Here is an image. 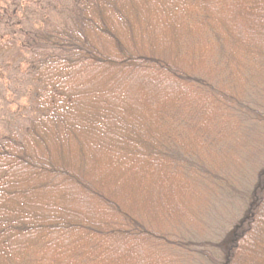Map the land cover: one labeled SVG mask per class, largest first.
Returning <instances> with one entry per match:
<instances>
[{"label":"trees","instance_id":"1","mask_svg":"<svg viewBox=\"0 0 264 264\" xmlns=\"http://www.w3.org/2000/svg\"><path fill=\"white\" fill-rule=\"evenodd\" d=\"M27 2L0 0V60L8 63L9 55L19 49L24 55L29 52L33 88V117L21 136L14 132L0 135V264H50L49 252L60 256L62 264H85L97 259L102 239L109 237L111 243L114 236L131 238L120 264H134L129 256L136 240L153 242V249L164 253L172 249L175 257L190 259L196 251L185 240L195 230L189 222L175 219L173 223L162 213L165 220L156 227L142 216L140 208L134 213L119 209L128 205L133 185L143 192L147 187L145 175L136 178L139 167L129 164L130 158H143L144 165L152 157L159 161L167 204L180 201L176 186L182 191V187L207 185L216 198L223 190L233 189L228 172L219 168L213 172L212 160L203 156L196 142L218 143L217 130L222 127L204 128L210 121L224 128L239 124L251 138L264 140V82L253 84L256 78L250 70L254 62L264 65V0H239L236 13L226 10L240 16V25L246 21L257 24L252 30L259 34L258 43L251 42L247 34L240 57L234 53L233 27L227 25V18L211 13L208 1L75 0L70 19L61 25H47L43 16L30 22ZM165 19L172 20L171 27L180 24L181 35L172 40L175 32L167 33L157 46L154 39L165 32L160 24ZM201 45L202 51L198 50ZM213 70L217 79L211 81ZM139 72L169 76L184 90L165 97L168 102L162 98L155 111L149 109L155 121L144 118L136 124L135 107L124 103V114L132 121L129 127L124 116L122 122L114 117L122 113L115 110L114 97L120 89L126 92L123 84L114 85ZM208 111L213 112L211 118ZM251 123H257L260 134L252 135ZM136 125L144 128L143 133L136 131ZM152 125L157 131L150 137L147 132ZM97 127H101L98 133ZM85 148L107 153L113 161L99 185L81 173L76 163L85 160ZM260 171L244 199L245 214L234 222L217 264H264V168ZM75 173L80 175L75 178ZM118 175L122 191L118 195H123L119 200L114 194ZM65 185H74L101 207L99 211L109 219L106 227L93 224L96 221L90 218L78 221L62 213L68 204ZM145 199V193L139 192L138 205ZM118 215L124 226L112 229ZM191 215L200 225L203 215L198 211ZM67 242L68 248L64 246ZM211 245L203 251L206 259L222 246Z\"/></svg>","mask_w":264,"mask_h":264},{"label":"rangeland","instance_id":"2","mask_svg":"<svg viewBox=\"0 0 264 264\" xmlns=\"http://www.w3.org/2000/svg\"><path fill=\"white\" fill-rule=\"evenodd\" d=\"M202 1L210 2L213 7L212 8L210 6L211 13H218L224 18H227V25H231V27H233L231 35L234 38L235 55L238 53L239 56L241 45H245L241 43L246 41L247 34L250 35L249 40L251 42L254 44L258 43L257 37L259 34L252 30V25L257 24H250V21H246L240 25V16L232 13L228 14L226 11L227 9H230L233 13H236L238 10V2L236 3V1L239 0H222V2H220V0ZM74 2L75 0H28L27 5L29 7L26 18H28L30 22L34 23L33 19L35 17L39 18V16H43V19H46L45 23H47V25H61L70 19L74 8ZM230 15H232V17ZM216 19H219L218 15ZM34 20L36 21V19ZM172 23V20L167 21V19H165L164 23H160L165 28V32H162L158 38L154 39V43L157 46L164 41V37H166L167 33L172 36L173 32H175L172 40H175L181 35L182 30L180 28V24L178 25V23H176L174 27H171ZM244 30H246L247 33H245ZM262 30L264 31V29ZM257 32L262 33V31ZM162 38L163 41L161 42L159 39ZM170 40V38L167 39V42L170 43ZM198 50L202 51V45L198 47ZM8 58L10 61L6 64H3L4 59L0 60V64L3 65L2 67L0 66V135L14 132L21 136L23 129L28 125L30 119L33 117V115H31V113L33 114V109L30 102L33 88L31 71L28 68L30 53L27 52L26 55H24L19 49V51H15L9 55ZM198 66L199 64L197 67ZM202 67H205V65L203 64ZM250 70L256 78L252 81L253 84L264 82V65L261 66V63L254 62ZM213 71H211V73L213 72L211 74V81L217 79L215 77V70ZM167 77L154 75L149 72H139V74L126 77L122 81L120 80L119 83L114 85V87L117 88V86L120 87V84H123V86H125L123 87L125 88L124 91L126 92H122L120 89L114 97L113 106H115V110H122V113L117 112L114 117L121 122L124 118L127 120V116L124 114L123 108V104L125 103L128 105L131 104V107H135L136 113L134 118L136 120V124L144 118H148V120L150 119L149 121H151V119L152 121H155L156 118L153 114L155 111L154 107L157 103L162 98H164V102H168L170 99L166 101L165 97H172L176 92L181 93V90H184L183 87L175 80L170 79L169 76ZM97 89L100 90V88ZM143 93L146 94V97ZM260 97L261 96L258 95V98ZM258 98L257 101L260 100ZM250 100L253 101L256 99L251 98ZM143 104L147 105L148 110L142 109V106H144ZM150 108L154 111L151 112V110H149ZM206 110L210 109L206 107ZM212 115V111L207 112L208 118H211ZM122 116H124V118H122ZM247 121L250 120L247 118ZM101 122L103 123V121ZM128 123L131 124L132 121L127 120V125ZM128 126L130 127V125ZM250 126L254 129L252 130V135H256L258 133L260 134L259 130L261 128L259 127L256 129L257 123H251ZM219 127L222 128L217 130L221 135L218 143L214 142L207 146V144L204 145V141L196 142L197 148L203 152V156L206 159L212 160L213 172L216 171V168L223 169L228 172L227 178L228 180H231V186L233 189H230L231 191L223 190L218 198H216V195L211 196V189L209 186L207 187V185L203 187L196 186L195 188L187 185L188 187H182V191L180 187L176 186V190L181 192L178 197L180 201L177 202L176 200H172L167 204L165 203V197L167 196L168 198V195L163 192L162 182L159 178V173L161 171L159 161L152 157L144 165L143 162H141L144 160L143 158L134 159L132 158L133 156L130 158L131 160L129 164H136L135 166L139 167L136 169V178L138 179L139 177L145 175V178L147 179V187L146 191L143 192L138 189L136 184L133 185L127 196V198L130 199H128V205L124 206L123 204V206H119V209L131 210V212L134 213L135 210L140 208L143 212L142 216L146 219H150L151 225H156V227L160 225V220H165L162 213H167L165 216H169L171 221L174 220L173 223H175V219H184L185 223L189 222V224L193 226L192 228H195V230L189 234L188 239L185 240H187L192 249L196 251L190 259L179 255L175 257V255L171 253L172 249L170 251L167 250L166 252L168 253H164L160 252L157 248L153 249L152 245H155L153 242H149V244L147 242L142 243L136 240L134 243L136 245V249L133 250L132 255L129 256L130 260L134 264H183V262L185 264H217L218 260L222 258L223 249L231 236V229L234 222H237L238 219L241 218V215L245 214L244 199H247L248 193L252 189L255 181L257 183V178L259 179L260 177V175L258 177V173L261 172V168H264V140L251 138V133L248 132L245 127L236 123L234 126H226L225 128L222 124L211 123V121L205 123L204 125V128L210 130L217 129ZM100 128L101 127H97V133L100 131ZM135 129L137 132L139 131L143 133L144 128L136 125ZM155 130L157 131V128L152 125L151 129L147 132L148 135L153 137L154 132H156ZM224 130L227 134H224ZM98 142H101V140ZM87 149L88 148L84 149L85 160L83 159L82 162L77 160V162H75L79 166L81 173H87L86 177L93 183L99 181L97 183L99 185V183H101L100 179L106 177L107 170L111 169L108 164L111 165V167L114 166L113 161L110 160V155L107 153L99 151L96 148V151H92L91 149L88 151ZM111 158H113V156ZM105 165L108 166L107 168L109 169H106ZM120 168L123 170V167ZM74 175L76 178L80 174L75 173ZM120 182L121 178L120 175H118V181L114 190V194H116V198L118 197V200L123 196L121 195L119 197L118 195L122 192L120 191ZM143 184L144 181H141L140 187L143 186ZM64 188L66 189L64 190V195L65 199L68 198V204L62 213L78 221L90 218L96 221L93 224L99 226L101 223L103 224L102 227H106L105 225L108 224L109 219L106 220L103 212L99 211L102 210L101 207L94 204V201L87 193H83L81 190H76L74 185H65ZM139 192L141 195L142 193H145L146 198L145 203L140 206L138 205ZM45 202L49 203L47 200ZM192 211H195V214L196 211H198L200 213V217L203 215L200 219V225H198V222L194 220L192 221ZM96 213L98 216H96ZM137 213L141 214L139 212H136V214ZM87 215H89V217H86ZM100 215L102 216L99 218ZM119 216L120 215L117 216L119 220L114 222L115 224L112 225V229L124 226ZM119 222H121V224H119ZM202 222L204 224L203 226H201ZM197 226H201L202 229L197 230ZM110 233H113V231H110L107 235ZM111 235L114 236L115 234ZM64 239L69 238L66 236ZM108 239L109 237L102 239L101 245H103L100 247L101 249L97 259L86 262L85 264H110L109 260L115 261H110L113 264H120L125 259L126 256L124 251L130 246L127 241H130L131 238L114 236V240H112L111 243L108 242ZM68 242L64 245L66 248L70 247ZM214 243H220L222 246L221 248L219 247L217 251H211L210 254L212 258L206 259L207 256H205L203 251L209 250L210 246H212L211 244ZM82 245L85 246V243H82ZM53 254L54 253L51 252L48 253V258H52L50 264H62L63 261L59 259L60 256H57L56 258L55 254ZM175 254L177 255V253ZM173 255L174 257L171 258ZM180 257L182 258L180 259ZM53 258L55 259L53 260ZM186 260L188 261L186 262ZM69 261L70 259H68V263Z\"/></svg>","mask_w":264,"mask_h":264}]
</instances>
